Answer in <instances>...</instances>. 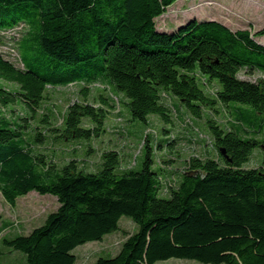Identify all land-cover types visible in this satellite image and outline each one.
I'll return each mask as SVG.
<instances>
[{
	"label": "trees",
	"instance_id": "16d2710c",
	"mask_svg": "<svg viewBox=\"0 0 264 264\" xmlns=\"http://www.w3.org/2000/svg\"><path fill=\"white\" fill-rule=\"evenodd\" d=\"M176 1L0 0V32L21 27L23 63L0 53V193L13 206L32 191L59 202L28 235L3 239L28 264H75V248L119 230L124 216L137 231L95 264H264V165L246 167L255 149L264 154V79L239 77L264 74V45L255 40L264 28L252 34L192 19L158 30L156 18ZM72 84L82 100L62 120L39 113L49 90ZM93 90L99 106L89 102ZM105 91L122 96L129 121L163 124L155 144L144 135L140 170L115 148L97 152L94 170L77 160L94 155L91 143L119 105ZM184 114L205 126V152L178 159L168 126Z\"/></svg>",
	"mask_w": 264,
	"mask_h": 264
},
{
	"label": "rangeland",
	"instance_id": "374dc122",
	"mask_svg": "<svg viewBox=\"0 0 264 264\" xmlns=\"http://www.w3.org/2000/svg\"><path fill=\"white\" fill-rule=\"evenodd\" d=\"M192 19L215 20L234 31L248 29L254 34L264 28V0H177L167 8L162 16L156 18V24L160 31L173 32ZM20 28L8 32H0V53L16 66L22 68L23 63L20 61L17 48V41H19L21 36ZM255 40L264 45V35L255 37ZM239 77L255 81L259 78L264 79V74L256 71L253 75H249L244 69ZM3 86L6 88H17L16 85L11 83H3ZM79 90L80 87L76 84L49 90L47 98L43 101V108L39 110V113L44 112L49 115H56L62 120V113L65 112L67 106L73 101L82 100ZM104 94L112 97L119 105L105 123L106 132L91 143L96 153L86 156L85 154L79 155L77 160L81 163L84 162L88 169L94 170L96 167L95 161L98 159L97 152L99 153L106 148H115L121 152L123 158L128 160V163L124 160L125 166L134 165L135 157L137 163L135 170H140L145 158V150L142 149L144 135L146 133L151 135L152 139H150L149 144H155L162 137L161 128L163 124L154 116L150 118L148 126L141 121H129V112L127 113L123 110V105L120 103L122 96L111 94L109 91H105ZM93 96H95V100ZM97 98L98 95L93 90L89 102L94 106H99L100 101ZM14 109L16 113H20L22 116L26 113L20 105L14 106ZM126 110L128 111V108ZM120 113L123 114L120 115ZM7 115H10L9 110ZM182 119L176 118V125L174 127L168 126L171 136L174 135L179 138L176 145L177 148H174L180 151L177 158L202 155L205 150L204 142L200 141V139H205L206 137L205 126L199 120L192 122L187 114H184ZM181 123H183L182 127ZM187 124H194L196 131L199 130L198 126L203 133H199V136L197 134H189L186 129L191 126ZM183 126H187V128ZM187 137H193L199 141L188 144L185 139ZM207 142L211 143L212 141L207 139ZM74 145L72 143L68 147L74 148ZM158 151L159 149L157 148L156 152L159 155L160 152ZM260 152V149H255V154L246 167L252 168L264 165V154ZM175 157L172 156L173 161L176 160ZM173 164L176 167L180 165L176 162ZM58 206V199L52 194L42 195L32 191L25 196L19 197L15 206H13L6 202L0 193V214L2 215L0 220V264H28L25 253L5 245L3 239L14 237L17 234L28 235L34 228L42 225L48 214L57 210ZM119 227V230L105 235L102 241H91L75 248L74 253L77 255L75 264H95L100 257L115 256L120 251L121 245L127 236L138 229L136 224L125 216L121 218ZM156 264L202 263L195 260L170 259Z\"/></svg>",
	"mask_w": 264,
	"mask_h": 264
},
{
	"label": "water",
	"instance_id": "95a60500",
	"mask_svg": "<svg viewBox=\"0 0 264 264\" xmlns=\"http://www.w3.org/2000/svg\"><path fill=\"white\" fill-rule=\"evenodd\" d=\"M221 151H222L223 154H225V150L224 149H222Z\"/></svg>",
	"mask_w": 264,
	"mask_h": 264
}]
</instances>
